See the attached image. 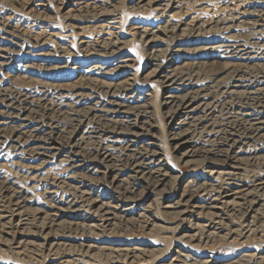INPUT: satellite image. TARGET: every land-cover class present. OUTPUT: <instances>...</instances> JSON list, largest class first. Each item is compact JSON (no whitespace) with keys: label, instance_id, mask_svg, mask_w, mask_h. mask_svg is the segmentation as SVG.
<instances>
[{"label":"bare ground","instance_id":"obj_1","mask_svg":"<svg viewBox=\"0 0 264 264\" xmlns=\"http://www.w3.org/2000/svg\"><path fill=\"white\" fill-rule=\"evenodd\" d=\"M216 1L196 0L211 13L198 26L140 30L145 76L118 39L66 42L53 56L0 12V253L28 264H264V0ZM148 199L162 225L146 217ZM133 226L184 241L165 250L107 236Z\"/></svg>","mask_w":264,"mask_h":264},{"label":"rangeland","instance_id":"obj_2","mask_svg":"<svg viewBox=\"0 0 264 264\" xmlns=\"http://www.w3.org/2000/svg\"><path fill=\"white\" fill-rule=\"evenodd\" d=\"M140 1L141 0H0V12L7 17H10L13 24L17 27L21 25L25 36L33 38V40L38 43L48 42L49 46L45 47L44 52L53 56L64 52V50H61V46L67 45L66 42H71L73 44L78 43L79 45L81 42H95V40L100 41V39H103L101 37L106 36L110 37L109 39L112 40L118 39L121 45H123L122 47H124V44H127L129 46L128 48L134 54V61L132 63V70L134 73H137L139 76H145L150 69L148 68L145 70L143 61L138 55L141 46L135 42L138 40L140 30L155 31L157 30L156 28L169 25L170 27H179L178 29L181 28V30H185L187 28H191V25L198 26L201 22L211 19V13L206 12L204 9L202 10L203 6L199 7L197 5L199 3H196V0H174L178 1V4L173 6L176 7V9L173 10H170V6L166 8L164 6L166 2H163V0H159L157 4L151 3L150 0H146L141 3ZM229 2V0H217L216 5L217 7L224 8ZM161 3L162 6L160 5ZM181 5L183 8L180 7ZM102 10L110 11V17H107V19H115V24L108 25L110 20L106 22V19L97 18V13L99 11L102 12ZM71 15H74L75 17L77 15L78 19H75V23L68 21V17ZM168 16L171 17L169 18ZM193 21L197 22L198 25ZM111 26H114L115 28L117 27L118 29H109ZM104 32L107 35H103ZM177 32L179 31L177 30ZM158 34L160 37H163L160 33H157V35ZM166 43L161 44L162 48L166 46ZM70 46L73 47V45ZM66 52H68V49H66ZM207 71H209L210 74L217 75L220 70L216 66H208ZM218 76L220 77V75ZM158 123L160 126L164 125L162 116L158 117ZM175 172L176 175H183L188 172V168L176 167ZM18 179L22 183L25 181L22 177H18ZM46 186L49 187V184ZM45 188L46 187H43L36 192L37 199H41L43 201V190ZM95 196H97V193ZM99 199L104 202L110 201L108 199L105 200L104 197H100ZM150 202L152 201L148 199L147 203ZM152 205L154 212L146 217L152 220V223L162 225L158 222L157 218L158 213L163 210L161 209L160 204L156 205V203L152 202ZM132 217L133 220L136 219V216ZM161 217L162 215L159 216V218ZM30 219V221L33 222V219ZM241 221L244 222L245 218L243 217ZM241 221H237L238 224H241ZM135 225H137V223H135ZM150 229V227L149 229H146L145 227L140 230L133 226L130 230L125 231L124 229L118 228L113 232H108L109 234L116 235L107 236L111 239H115V241H123L124 239L120 240V238H127L135 243L158 241V243L160 242L159 244H161V249L165 248V250L172 247V243H170L171 239L184 241V239L180 238V236L174 237L175 231L173 228L168 231L164 230V232L159 228L149 232L148 230ZM162 238L164 240H162ZM3 263L28 264V261H22L11 257L8 253H0V264Z\"/></svg>","mask_w":264,"mask_h":264}]
</instances>
